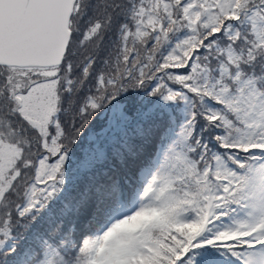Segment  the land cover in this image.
<instances>
[{
	"label": "snow or ice",
	"instance_id": "6c2138e0",
	"mask_svg": "<svg viewBox=\"0 0 264 264\" xmlns=\"http://www.w3.org/2000/svg\"><path fill=\"white\" fill-rule=\"evenodd\" d=\"M0 264H264V0H0Z\"/></svg>",
	"mask_w": 264,
	"mask_h": 264
}]
</instances>
